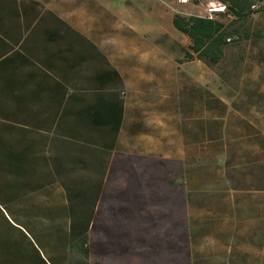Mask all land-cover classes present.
<instances>
[{
	"label": "rangeland",
	"instance_id": "obj_1",
	"mask_svg": "<svg viewBox=\"0 0 264 264\" xmlns=\"http://www.w3.org/2000/svg\"><path fill=\"white\" fill-rule=\"evenodd\" d=\"M39 1L124 74L130 121L104 179L90 262L264 264V1L234 25L219 16L238 32L216 65L186 56L190 39L172 20L216 15L220 0ZM11 123L0 118L6 137L3 127L28 130Z\"/></svg>",
	"mask_w": 264,
	"mask_h": 264
},
{
	"label": "trees",
	"instance_id": "obj_2",
	"mask_svg": "<svg viewBox=\"0 0 264 264\" xmlns=\"http://www.w3.org/2000/svg\"><path fill=\"white\" fill-rule=\"evenodd\" d=\"M220 1L216 15H174L191 42L188 58L219 64L238 32L230 24L260 12L264 0ZM226 14L230 24L219 18ZM124 87L101 48L42 2L0 0V118L28 127H3L12 138L0 132V264H93L90 229ZM81 170L93 171L81 176L89 180H78Z\"/></svg>",
	"mask_w": 264,
	"mask_h": 264
},
{
	"label": "crops",
	"instance_id": "obj_3",
	"mask_svg": "<svg viewBox=\"0 0 264 264\" xmlns=\"http://www.w3.org/2000/svg\"><path fill=\"white\" fill-rule=\"evenodd\" d=\"M120 72V71H119ZM121 73V72H120ZM121 75H122V77H123V80H124V74L123 73H121ZM138 76V75H137ZM124 83H125V80H124ZM153 120V119H151L150 118V116L148 117V120ZM129 118H128V107H127V105H126V103H125V111H124V117H123V123H122V127H121V130H120V133H119V137H118V141H119V139L121 140V142H122V144L124 145V129H125V123L127 124L129 121ZM170 130H171V128H169ZM144 132H147L148 133V131H151L150 129H145V130H143ZM175 132V131H174ZM169 133V135H167V137H166V142L168 141H171V138L172 137H175V135H171V133H170V131L168 132ZM45 134L46 135H49V136H51L52 135V133H48V132H45ZM166 134V133H165ZM137 135V134H136ZM166 136V135H165ZM118 141H117V143H118ZM117 146V145H116ZM164 158V160H170V159H175V156H164L163 157ZM181 161H183L182 159H181ZM181 174H183V172L181 173ZM182 199H184L183 201H184V204L186 205V190L184 189V191L182 192V197H181Z\"/></svg>",
	"mask_w": 264,
	"mask_h": 264
}]
</instances>
